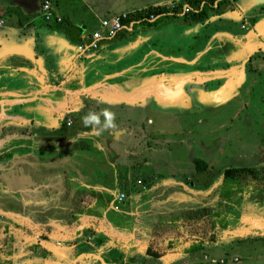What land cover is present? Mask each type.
Listing matches in <instances>:
<instances>
[{
	"label": "crops",
	"instance_id": "1",
	"mask_svg": "<svg viewBox=\"0 0 264 264\" xmlns=\"http://www.w3.org/2000/svg\"><path fill=\"white\" fill-rule=\"evenodd\" d=\"M42 1L0 0V264H210L203 256L214 248L225 253L263 242V200L238 187L226 192L204 162L203 170L187 166L180 176L173 154L151 156L126 143L127 135H142L135 122L142 115L125 117L128 123L116 118L117 129L99 135L82 117L86 105L111 110L119 104L112 94H135L142 76H165L169 58L153 50L163 44L176 53L169 38L177 34L192 39L193 69L233 64L221 76L243 80L239 64L264 55V16L254 14L264 13V0H47L50 21L42 18ZM159 6L171 9L141 19ZM122 12L133 17L115 36L77 49L101 19ZM222 17L240 19L244 34L219 33ZM208 32L215 40L204 42ZM131 70L147 72L126 76ZM190 78L200 79L195 72ZM118 193L125 197L116 211ZM230 199L240 219L221 213ZM214 213L224 219L220 227Z\"/></svg>",
	"mask_w": 264,
	"mask_h": 264
},
{
	"label": "rangeland",
	"instance_id": "2",
	"mask_svg": "<svg viewBox=\"0 0 264 264\" xmlns=\"http://www.w3.org/2000/svg\"><path fill=\"white\" fill-rule=\"evenodd\" d=\"M254 14L258 17L259 14L264 16L259 9H254ZM221 22L223 26L216 24V27L223 31L219 33L227 32L224 34L229 33V36L237 37L244 34L239 28L240 19L222 17ZM196 23L201 25L199 21L192 24ZM208 33L204 42L215 40V37ZM177 35L169 38L171 42L177 41L178 47L172 48L176 49V53L169 54L170 48L163 44H157L162 51L153 50L157 56L169 58L165 60V76L157 73L154 77H145L142 75L147 70L139 73L131 70L130 73H125L126 76L144 77L138 82L142 85L139 89L141 91L132 88L131 91H135V94L129 93L132 96L123 98L118 94L111 95L119 103L116 106L111 105V111L115 112L117 119H121L120 123L125 117H143L139 121L135 120L142 129V135H127L126 143H135L138 150H151V156L155 152L164 156L167 152L173 154L175 170L180 176L186 173L187 166H193L195 160L200 159L207 167L205 173L211 182L220 178L225 167L257 168L260 164V151L264 146V55L251 56L239 64L243 80L228 81L227 77L221 74L234 67L233 64H216L205 70L193 69L190 63H187L190 55L196 54H192L196 49L189 47L192 39L188 38V34ZM200 46L201 44L198 48ZM144 56H147L146 52ZM142 62V58H139L136 64L139 66ZM192 72L200 79L190 78ZM183 79L185 81L182 82ZM181 88L182 94L175 95ZM92 107L94 106L86 105L83 111H93ZM124 123L128 121L124 120ZM129 126L139 127L136 123ZM112 145L115 146V143L112 142ZM154 159L163 158L156 155ZM235 201L230 199L221 213L228 212L229 218L237 220L242 213H236L240 209L235 208ZM214 249L216 250L212 251V257L216 260L224 258L225 264H264V241L256 240L249 246L232 247L226 249L225 253L218 248ZM104 250L111 249L105 247ZM113 251H116V248ZM232 257H235L236 262H231ZM149 260L151 264H174V261L164 259Z\"/></svg>",
	"mask_w": 264,
	"mask_h": 264
},
{
	"label": "trees",
	"instance_id": "3",
	"mask_svg": "<svg viewBox=\"0 0 264 264\" xmlns=\"http://www.w3.org/2000/svg\"><path fill=\"white\" fill-rule=\"evenodd\" d=\"M186 1L190 5L197 6V2L199 0H186ZM170 9L171 8L169 7L159 6L155 8H149L145 10L143 13L144 14L166 13ZM188 16L191 19L199 18V14L197 13H190L188 14ZM260 157H261L260 165L257 168L243 167V166H229L223 168L220 174L222 178L223 189H225L226 192L231 193V191L236 187L239 188L238 189L239 191L242 188L245 189L247 194H251V196L254 197L258 202H260L259 200L264 201V146L261 148ZM194 165L196 166V169L198 171L203 170L205 168L203 161L200 159H196ZM249 185L251 186V191H248L247 186ZM252 204L253 203L251 202L249 204L250 211L254 210L251 206ZM210 218H215V221L218 223L219 227H220L219 222L224 220L222 215H220L219 217L218 213H214L212 216H210ZM211 241L212 242L218 241L217 237H215V235H212Z\"/></svg>",
	"mask_w": 264,
	"mask_h": 264
},
{
	"label": "built area",
	"instance_id": "4",
	"mask_svg": "<svg viewBox=\"0 0 264 264\" xmlns=\"http://www.w3.org/2000/svg\"><path fill=\"white\" fill-rule=\"evenodd\" d=\"M40 10H41L42 18L44 21H50L52 19V14L49 8V2L47 0L42 1L40 5ZM184 11L186 12L187 8L184 9ZM132 17L133 15L131 13L122 12V13L113 15L112 17L108 19H101L99 21V29L92 31L89 34L86 43H84L83 45L77 46V49L81 50L83 47L95 49L97 47L98 40H100L101 38H111L115 36L118 31H120L121 29L125 27V24L128 23L130 21V18ZM154 18H155V15L151 13L143 14V17H141L142 20H146V21L153 20ZM55 19L59 21L58 17H56ZM124 197L125 196L123 193H118L115 196L114 203L112 204L113 210L117 211L119 209V205L123 201ZM203 259L208 261L210 264H217V263L224 264L225 262L224 259L216 260L213 258H209L207 256H203Z\"/></svg>",
	"mask_w": 264,
	"mask_h": 264
},
{
	"label": "clouds",
	"instance_id": "5",
	"mask_svg": "<svg viewBox=\"0 0 264 264\" xmlns=\"http://www.w3.org/2000/svg\"><path fill=\"white\" fill-rule=\"evenodd\" d=\"M182 94V88L175 93V95ZM103 117V120L101 119ZM116 114L115 112L109 110V108L101 109L99 112L89 111L86 115L82 117V123L85 128H90L93 133L99 135L105 131L117 129V124L115 123Z\"/></svg>",
	"mask_w": 264,
	"mask_h": 264
},
{
	"label": "flooded vegetation",
	"instance_id": "6",
	"mask_svg": "<svg viewBox=\"0 0 264 264\" xmlns=\"http://www.w3.org/2000/svg\"><path fill=\"white\" fill-rule=\"evenodd\" d=\"M261 158V157H260ZM260 165V164H259ZM259 167V166H258Z\"/></svg>",
	"mask_w": 264,
	"mask_h": 264
}]
</instances>
